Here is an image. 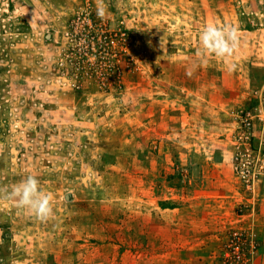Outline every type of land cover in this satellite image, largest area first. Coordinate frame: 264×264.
Here are the masks:
<instances>
[{
	"label": "rangeland",
	"instance_id": "obj_1",
	"mask_svg": "<svg viewBox=\"0 0 264 264\" xmlns=\"http://www.w3.org/2000/svg\"><path fill=\"white\" fill-rule=\"evenodd\" d=\"M0 264H264V0H0Z\"/></svg>",
	"mask_w": 264,
	"mask_h": 264
}]
</instances>
